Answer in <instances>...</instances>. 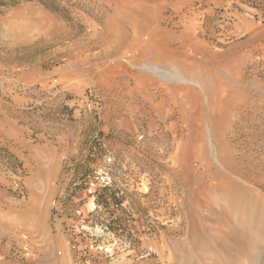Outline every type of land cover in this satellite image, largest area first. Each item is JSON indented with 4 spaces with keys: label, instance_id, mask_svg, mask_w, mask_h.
Listing matches in <instances>:
<instances>
[{
    "label": "rangeland",
    "instance_id": "rangeland-1",
    "mask_svg": "<svg viewBox=\"0 0 264 264\" xmlns=\"http://www.w3.org/2000/svg\"><path fill=\"white\" fill-rule=\"evenodd\" d=\"M114 5L115 0H0V108L27 122L31 141L51 142L67 121L52 115L68 96L60 97L51 68L70 51L73 37L95 34L109 19L127 14L128 8ZM263 11L264 0L167 7L161 26L194 29L216 50L217 77L201 65L186 68L182 77L174 69L150 67L148 74L164 86L185 81L178 86L186 97L157 87L154 102L138 104L151 118L135 110L134 137L103 133L96 119L103 99L97 91V107L88 96L95 121L80 133L78 155H63L61 172L45 181L41 193L52 187L56 194L33 216L30 243L14 234L23 221L13 217L18 224L0 237V264H264ZM28 104L39 109L23 116L19 111ZM32 127L39 132L33 135ZM3 165L12 167L0 161V203L21 208L30 167L22 166L17 189ZM83 175L108 177L122 196L119 205L89 213L95 186L76 190L68 202L70 183ZM44 209L49 213L41 216ZM104 212L120 218L122 234L108 230Z\"/></svg>",
    "mask_w": 264,
    "mask_h": 264
},
{
    "label": "crops",
    "instance_id": "crops-1",
    "mask_svg": "<svg viewBox=\"0 0 264 264\" xmlns=\"http://www.w3.org/2000/svg\"><path fill=\"white\" fill-rule=\"evenodd\" d=\"M192 1L115 0V7L129 9L127 14L121 12L109 19L104 28L95 34L73 37L69 42L70 51L60 57V62L50 70L51 80L56 82L60 97L68 95L64 102L72 108V119L62 124L51 142L31 141L18 118L0 108V147L16 154L24 168L30 167L25 177L27 180L23 179L27 200L22 207L0 203V218H8L7 222L12 225L0 222V237L7 228L14 229V223L18 224L13 217H20V222H23L14 229V234L27 243L33 240V216H38V209L56 194V189L52 187L46 194L41 193L45 181L61 172L63 155H78L79 149L75 144L80 133L91 121H95V113L89 110L88 101L91 98L90 102L98 107L97 91L103 99V111L96 118L97 122H101L99 129L103 133L110 131L134 137L135 110L151 118L150 111H140L138 104L154 102L157 87L160 93L163 89H170L171 94H179L180 100L186 97L184 88L178 86L185 81L169 82L168 87L164 86L148 74L150 67L174 69L182 77L186 76V68L201 65L209 68L210 77H217L216 50L203 41L194 29L172 30L160 24L167 7L180 9ZM193 75L202 78V73L195 72ZM45 210H41V216L49 213ZM2 213L7 214L2 216Z\"/></svg>",
    "mask_w": 264,
    "mask_h": 264
},
{
    "label": "trees",
    "instance_id": "trees-1",
    "mask_svg": "<svg viewBox=\"0 0 264 264\" xmlns=\"http://www.w3.org/2000/svg\"><path fill=\"white\" fill-rule=\"evenodd\" d=\"M264 14V11L262 12ZM33 89H38V86H34ZM66 96H68L66 94ZM37 109H39V106L36 104H28V108L26 110H20L19 112L24 116L26 114H29L31 112H35ZM71 111L72 108L68 106L67 103L62 101L59 105H57L52 112V115L55 117L58 121L63 120V117L67 120H71ZM16 117V116H15ZM18 118V117H17ZM19 123L26 124L24 119H19ZM33 128V127H32ZM39 132V130H36L33 128V135ZM55 134L52 135V139H54ZM0 152H2V157L6 158V161L8 164H10L13 168L18 167L22 171V176L24 175V169L22 168L21 161L12 153H8L7 151L0 149ZM90 183H96V180L89 175H83L77 180L70 183V193L69 197L67 198V201L70 202L71 198L73 197L76 190L86 187L88 188ZM93 202L95 205V209L92 210L89 213H95L97 214V210L103 207L105 211L110 210V204H114L116 206L119 205V203L122 200V196H116V193L113 191V189L109 186V184H100L96 185L95 189L92 192ZM78 210V209H77ZM106 216L103 218V222H105L106 227L111 232L115 233L116 235L122 234L124 232V229L122 228V222L120 221V218L115 216L114 212H104ZM99 217V216H98Z\"/></svg>",
    "mask_w": 264,
    "mask_h": 264
},
{
    "label": "built area",
    "instance_id": "built-area-1",
    "mask_svg": "<svg viewBox=\"0 0 264 264\" xmlns=\"http://www.w3.org/2000/svg\"><path fill=\"white\" fill-rule=\"evenodd\" d=\"M5 159H6V158H4V157H2V156L0 155V161H2L3 164H7V161H6ZM4 161H6V162H4ZM3 166L5 167V170H6L9 174L11 173V174L14 175L15 180L13 181V183H14L15 186L17 187V183L20 182V181H21V178H22V171H21V169L18 168V167H15V168L9 167V168H8V167H6L5 165H3ZM6 168H7V169H6ZM95 180H96V183H90L89 187H90V186L100 185V184H109V182H110V179H109L108 177H104V176H100L99 178L96 177ZM17 189H18V187H17ZM19 196L22 197V198L25 197L23 191H21L20 189H19ZM92 205H93L92 210H94V209H95V205H94V203H93ZM92 210H91V211H92ZM76 213H77V214H81V211L78 209V210H76ZM22 248H23V255H24L25 257H28V256H29V247H28V245L25 244Z\"/></svg>",
    "mask_w": 264,
    "mask_h": 264
},
{
    "label": "bare ground",
    "instance_id": "bare-ground-1",
    "mask_svg": "<svg viewBox=\"0 0 264 264\" xmlns=\"http://www.w3.org/2000/svg\"><path fill=\"white\" fill-rule=\"evenodd\" d=\"M36 14V13H35ZM155 71H157L156 69H155ZM254 258H255V256H254Z\"/></svg>",
    "mask_w": 264,
    "mask_h": 264
}]
</instances>
